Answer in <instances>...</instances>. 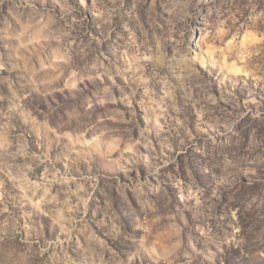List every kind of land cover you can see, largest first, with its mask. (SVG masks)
<instances>
[{
    "label": "clouds",
    "instance_id": "9594fccd",
    "mask_svg": "<svg viewBox=\"0 0 264 264\" xmlns=\"http://www.w3.org/2000/svg\"><path fill=\"white\" fill-rule=\"evenodd\" d=\"M0 264H264V0H0Z\"/></svg>",
    "mask_w": 264,
    "mask_h": 264
}]
</instances>
